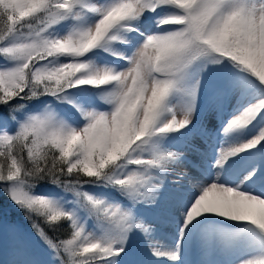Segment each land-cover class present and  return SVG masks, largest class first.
<instances>
[{"label": "snow or ice", "instance_id": "snow-or-ice-1", "mask_svg": "<svg viewBox=\"0 0 264 264\" xmlns=\"http://www.w3.org/2000/svg\"><path fill=\"white\" fill-rule=\"evenodd\" d=\"M0 193L7 264H264V0H0Z\"/></svg>", "mask_w": 264, "mask_h": 264}, {"label": "trees", "instance_id": "trees-1", "mask_svg": "<svg viewBox=\"0 0 264 264\" xmlns=\"http://www.w3.org/2000/svg\"><path fill=\"white\" fill-rule=\"evenodd\" d=\"M3 215L10 222L19 221L20 223L23 224V226L26 225L28 227H31L29 221L24 219V213L18 210L16 206L12 204L4 194H2L0 197V216H3ZM46 230L49 232L50 236L54 238L58 237L60 239L67 238L68 233L70 231V229L68 228H63L59 232H52L48 228H46Z\"/></svg>", "mask_w": 264, "mask_h": 264}, {"label": "bare ground", "instance_id": "bare-ground-1", "mask_svg": "<svg viewBox=\"0 0 264 264\" xmlns=\"http://www.w3.org/2000/svg\"><path fill=\"white\" fill-rule=\"evenodd\" d=\"M185 166L177 167L175 171L177 173L184 171ZM192 174H195L193 171ZM161 241L167 245L171 243V240L169 236L167 235H161L160 237ZM193 258H196L195 256ZM12 259L11 254H10V235H9V230H5L3 228L0 229V264H7L8 261ZM149 259H151L149 257ZM155 264V262H154ZM159 264H164L163 261H160Z\"/></svg>", "mask_w": 264, "mask_h": 264}, {"label": "rangeland", "instance_id": "rangeland-1", "mask_svg": "<svg viewBox=\"0 0 264 264\" xmlns=\"http://www.w3.org/2000/svg\"><path fill=\"white\" fill-rule=\"evenodd\" d=\"M3 193H0V197ZM6 206V205H5ZM19 212V211H17ZM22 223H20L19 221H8L5 216H0V229H7L9 230V228L13 225L20 227L21 229H23V231L31 238V240L35 243V244H40L39 242V238L36 237L35 233L32 231L31 227H28L26 225L21 226ZM23 225V224H22ZM42 247V245H40Z\"/></svg>", "mask_w": 264, "mask_h": 264}]
</instances>
